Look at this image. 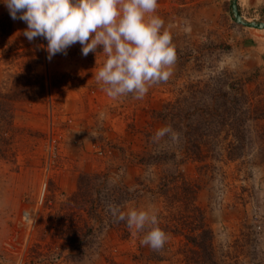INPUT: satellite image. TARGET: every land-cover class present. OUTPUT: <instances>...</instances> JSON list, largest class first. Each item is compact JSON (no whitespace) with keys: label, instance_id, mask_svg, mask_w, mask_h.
I'll list each match as a JSON object with an SVG mask.
<instances>
[{"label":"rangeland","instance_id":"1","mask_svg":"<svg viewBox=\"0 0 264 264\" xmlns=\"http://www.w3.org/2000/svg\"><path fill=\"white\" fill-rule=\"evenodd\" d=\"M237 8L264 21V0ZM156 14L177 58L142 99L107 96L102 50L77 43L49 60L24 21L0 25V87L17 99L0 122V264H189L200 214L213 258L190 264H264V29L233 21L229 0H158ZM30 74L46 79L44 99L13 91ZM164 126L177 135L155 140ZM109 205L155 211L163 248Z\"/></svg>","mask_w":264,"mask_h":264},{"label":"clouds","instance_id":"2","mask_svg":"<svg viewBox=\"0 0 264 264\" xmlns=\"http://www.w3.org/2000/svg\"><path fill=\"white\" fill-rule=\"evenodd\" d=\"M13 20L27 24L29 40L43 37L51 60L66 54L74 44L82 54L102 50L104 61L95 79L107 96L118 99L132 94L142 99L155 83L171 75L177 53L164 20L156 14L158 0H0ZM177 135L170 126L159 128L154 139ZM111 214L129 229L143 233L141 243L153 250L163 248L166 232L158 215L147 208L122 211L109 205Z\"/></svg>","mask_w":264,"mask_h":264},{"label":"trees","instance_id":"3","mask_svg":"<svg viewBox=\"0 0 264 264\" xmlns=\"http://www.w3.org/2000/svg\"><path fill=\"white\" fill-rule=\"evenodd\" d=\"M12 18L10 16L9 12H6L4 14H2L0 16V25L3 26L6 30H4L3 32L5 33H9V31L11 30V21ZM30 77L23 79V84L21 83H14V88L13 91H17L22 89V87L26 88L25 91H27L28 93H30V96H28V98H26L27 102H32V101H37V100H42L44 99L45 95H46V88H47V81L44 78V76L42 75H37V82H31L30 81ZM11 89L9 88L8 90H5L2 86L0 87V122H2V120H5L8 118V121L5 122L4 125H9L11 124L9 122V120L12 118V104L14 101H16L17 99H12L14 98V95H11ZM14 93V92H13ZM19 94H17L16 96H18ZM10 129H8L9 131ZM7 133L6 128H3V126L1 127L0 125V143L1 142H5L6 141V136L5 134ZM1 145V144H0ZM81 189L78 188L77 193H75V197L79 196L81 194ZM93 211V208H90ZM90 210V211H91ZM199 213V212H198ZM199 233H194L193 231L188 232L185 234V236L187 237V239L189 241H191L193 248H188V250L193 253L192 256H190V258L194 261H200L203 260L204 261H211L212 260V243H211V235H212V231L205 226L204 221L201 217L200 214V224H199ZM194 229H197V227H194ZM195 231V230H194ZM70 247L73 250L78 249V245L76 243H71ZM190 258H187L186 263L190 264Z\"/></svg>","mask_w":264,"mask_h":264},{"label":"water","instance_id":"4","mask_svg":"<svg viewBox=\"0 0 264 264\" xmlns=\"http://www.w3.org/2000/svg\"><path fill=\"white\" fill-rule=\"evenodd\" d=\"M237 1L238 0H229V13L233 21L243 26L257 28V29H264V21L260 20H247L243 18L237 8Z\"/></svg>","mask_w":264,"mask_h":264},{"label":"built area","instance_id":"5","mask_svg":"<svg viewBox=\"0 0 264 264\" xmlns=\"http://www.w3.org/2000/svg\"><path fill=\"white\" fill-rule=\"evenodd\" d=\"M26 219H27V220H30V218H29V217H28V218L26 217Z\"/></svg>","mask_w":264,"mask_h":264}]
</instances>
